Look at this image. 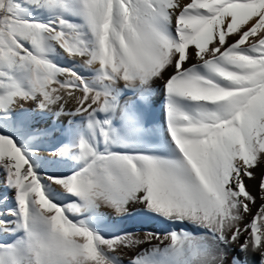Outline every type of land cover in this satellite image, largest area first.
Instances as JSON below:
<instances>
[{"label": "snow or ice", "instance_id": "1", "mask_svg": "<svg viewBox=\"0 0 264 264\" xmlns=\"http://www.w3.org/2000/svg\"><path fill=\"white\" fill-rule=\"evenodd\" d=\"M0 264H264V0H0Z\"/></svg>", "mask_w": 264, "mask_h": 264}, {"label": "bare ground", "instance_id": "2", "mask_svg": "<svg viewBox=\"0 0 264 264\" xmlns=\"http://www.w3.org/2000/svg\"><path fill=\"white\" fill-rule=\"evenodd\" d=\"M160 100H161V98L158 96V97L156 98V111H157V117H158V114H159ZM29 107H31V105H30ZM255 183H256L255 181L250 182V184L253 186L254 190H255ZM125 259H126V258H125Z\"/></svg>", "mask_w": 264, "mask_h": 264}, {"label": "rangeland", "instance_id": "3", "mask_svg": "<svg viewBox=\"0 0 264 264\" xmlns=\"http://www.w3.org/2000/svg\"><path fill=\"white\" fill-rule=\"evenodd\" d=\"M30 106V105H29Z\"/></svg>", "mask_w": 264, "mask_h": 264}]
</instances>
